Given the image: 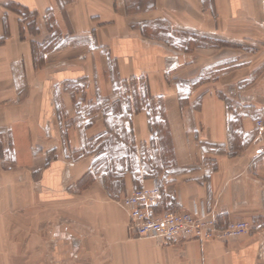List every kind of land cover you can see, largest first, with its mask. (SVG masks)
Returning <instances> with one entry per match:
<instances>
[{"label":"crops","instance_id":"crops-1","mask_svg":"<svg viewBox=\"0 0 264 264\" xmlns=\"http://www.w3.org/2000/svg\"><path fill=\"white\" fill-rule=\"evenodd\" d=\"M3 2L34 12L39 31L34 36L22 34L21 15ZM230 16L233 30L239 31L240 19L264 18V0H0V140L4 132L11 133L14 160L29 182L38 181L44 199L73 195L64 180L67 173H77L79 165L74 168L65 160L64 134L69 132L74 150L101 129L96 114L91 125L81 123L78 93L69 86L86 81L85 97L95 101L112 94V80L147 74L152 95H166L174 170L164 183L160 175L135 182L120 166L121 171L114 170L113 186L122 189L123 183L122 193L139 186L151 188L159 180L162 198L156 212L207 211L216 214L221 227L247 221L255 228L241 237L183 239L170 245L129 238L125 210L107 201L103 190L92 188L94 200L88 212L109 227L119 224L115 240L120 246L119 264H264L256 233V227L264 226V137L257 138L247 118L236 138L227 110L213 92L204 93L199 111L186 101L181 107V94L166 84L169 49L149 39L147 31L154 22L165 21L173 28L222 34ZM52 30L63 41L80 40L62 42L39 58L38 48ZM86 36L91 39H81ZM111 64L115 69L110 76ZM139 119L144 138L147 123L142 114Z\"/></svg>","mask_w":264,"mask_h":264},{"label":"rangeland","instance_id":"rangeland-1","mask_svg":"<svg viewBox=\"0 0 264 264\" xmlns=\"http://www.w3.org/2000/svg\"><path fill=\"white\" fill-rule=\"evenodd\" d=\"M1 4L21 15L22 34L31 32L29 35L34 36L39 31L34 12L18 3ZM232 20L230 16L225 21L222 34H201L173 28L165 21L154 22L147 30L148 38L169 49L164 71L166 84L174 93L181 94V107H185L186 101L194 111H199L204 93L213 92L223 102L229 128L236 130V138L241 135L240 123L247 118L253 122L257 138L264 137V18L240 19L239 31L233 30ZM52 32L41 50L38 48L39 58L62 42L80 40L68 37V41H63L55 30ZM85 38L89 37H81ZM114 66L111 64L107 72L110 76ZM87 88L84 80L69 86V90L78 93L81 123L91 125L90 120L96 114L101 129L86 136L74 150L66 135L69 132L64 134L65 160L74 168L79 165L77 173H67L64 180L73 195L55 197L58 201H53V196L44 199L38 181L33 178L29 182L23 168L15 162L11 133L4 132L1 136L0 264H119L120 246L115 241L119 224L116 228L109 227L88 212L94 200L92 188L103 190L107 201L120 207L122 198L143 186L119 193L124 184L122 189L113 186L114 170L121 171L122 166V171L126 169L135 182L160 175L162 183L167 181L168 172L174 170L166 95H152L147 74L112 80V94L95 101L85 97ZM140 114L147 123L144 138L138 129ZM34 150L39 154L38 149ZM160 181L155 180V184L161 189ZM248 223L251 230L244 235L255 229ZM256 228L264 250V226ZM128 237L141 238L130 233L129 220Z\"/></svg>","mask_w":264,"mask_h":264},{"label":"built area","instance_id":"built-area-1","mask_svg":"<svg viewBox=\"0 0 264 264\" xmlns=\"http://www.w3.org/2000/svg\"><path fill=\"white\" fill-rule=\"evenodd\" d=\"M162 198L158 184L151 188H140L119 202L129 217V229L138 237L151 238L161 245H170L183 239L205 242L228 239L250 232L248 222L240 221L221 227L213 212L168 210L158 213L155 207Z\"/></svg>","mask_w":264,"mask_h":264}]
</instances>
